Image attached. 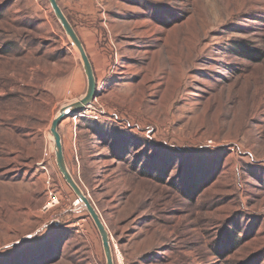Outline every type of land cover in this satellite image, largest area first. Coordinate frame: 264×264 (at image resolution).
<instances>
[{
  "label": "rangeland",
  "instance_id": "obj_1",
  "mask_svg": "<svg viewBox=\"0 0 264 264\" xmlns=\"http://www.w3.org/2000/svg\"><path fill=\"white\" fill-rule=\"evenodd\" d=\"M98 97L60 126L115 264H264V0H57ZM88 88L47 0H0V264H106L55 159Z\"/></svg>",
  "mask_w": 264,
  "mask_h": 264
},
{
  "label": "water",
  "instance_id": "obj_2",
  "mask_svg": "<svg viewBox=\"0 0 264 264\" xmlns=\"http://www.w3.org/2000/svg\"><path fill=\"white\" fill-rule=\"evenodd\" d=\"M47 1L51 6L57 21L62 26L66 35L72 41V46L78 50L79 56L83 63V70L88 82V88L85 96L80 101H77L61 108L51 124L50 133L54 141L56 164L65 182L73 190L78 201L83 204L84 208L92 218L101 237L103 251L106 258V264H115L109 230L105 225L103 219L99 215L95 206L91 203L87 195L84 193V191L81 189L79 184L75 181L74 177L70 173L65 158L62 136L60 133V126L65 119L69 117H76L78 114L90 107L96 101L98 97L97 80L95 77L93 65L86 53L85 47L82 41L80 40L75 28L71 24L70 20L67 18V16L61 9L58 1Z\"/></svg>",
  "mask_w": 264,
  "mask_h": 264
},
{
  "label": "bare ground",
  "instance_id": "obj_3",
  "mask_svg": "<svg viewBox=\"0 0 264 264\" xmlns=\"http://www.w3.org/2000/svg\"><path fill=\"white\" fill-rule=\"evenodd\" d=\"M76 51H77V53H78V55H79V52H78V50L76 49ZM87 53V52H86ZM89 57V56H88Z\"/></svg>",
  "mask_w": 264,
  "mask_h": 264
},
{
  "label": "built area",
  "instance_id": "obj_4",
  "mask_svg": "<svg viewBox=\"0 0 264 264\" xmlns=\"http://www.w3.org/2000/svg\"><path fill=\"white\" fill-rule=\"evenodd\" d=\"M79 201H77V205H79V203H78Z\"/></svg>",
  "mask_w": 264,
  "mask_h": 264
}]
</instances>
